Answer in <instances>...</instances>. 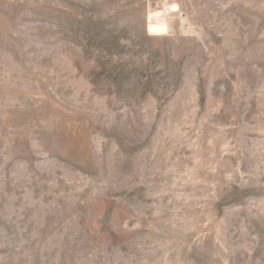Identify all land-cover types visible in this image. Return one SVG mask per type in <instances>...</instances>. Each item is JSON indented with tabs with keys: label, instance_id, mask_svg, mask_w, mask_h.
<instances>
[{
	"label": "rangeland",
	"instance_id": "1",
	"mask_svg": "<svg viewBox=\"0 0 264 264\" xmlns=\"http://www.w3.org/2000/svg\"><path fill=\"white\" fill-rule=\"evenodd\" d=\"M0 264H264V0H0Z\"/></svg>",
	"mask_w": 264,
	"mask_h": 264
},
{
	"label": "bare ground",
	"instance_id": "2",
	"mask_svg": "<svg viewBox=\"0 0 264 264\" xmlns=\"http://www.w3.org/2000/svg\"><path fill=\"white\" fill-rule=\"evenodd\" d=\"M158 20H159V18H153V17L151 18V26H150V29L149 30L153 34L160 35V34L164 33L165 27Z\"/></svg>",
	"mask_w": 264,
	"mask_h": 264
}]
</instances>
